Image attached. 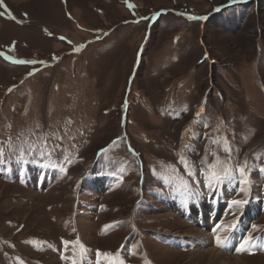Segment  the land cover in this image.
Here are the masks:
<instances>
[{"label": "rangeland", "instance_id": "obj_1", "mask_svg": "<svg viewBox=\"0 0 264 264\" xmlns=\"http://www.w3.org/2000/svg\"><path fill=\"white\" fill-rule=\"evenodd\" d=\"M0 150V264H264V0H0Z\"/></svg>", "mask_w": 264, "mask_h": 264}, {"label": "bare ground", "instance_id": "obj_2", "mask_svg": "<svg viewBox=\"0 0 264 264\" xmlns=\"http://www.w3.org/2000/svg\"><path fill=\"white\" fill-rule=\"evenodd\" d=\"M209 193L211 194L212 190H210ZM182 215H185L189 220L195 222L199 226H203L202 228L214 227L213 229H215V225L217 224V221L219 219V215L217 213L216 203L214 201H207V203H205L203 206L198 207L192 211L189 210L188 212L186 211V208H184V213H182ZM250 217H252V212L250 213L249 216H247V217L243 216L241 218L240 222L237 225V230L235 231L234 235L232 236L231 240L229 241L230 243H233L234 245L240 244L239 242H241L242 236L244 235L245 226L248 224ZM209 237L210 236L206 235V236H204V238L201 237V240H196V239L193 240L191 244L196 245V247H197V249L194 250L193 253H195L197 255H201V256L205 255L206 250L201 251L200 249H203L201 247L202 245L207 246L208 242L209 243L212 242V239ZM197 241H199L200 243H198ZM184 243H186V242L184 241ZM242 248H244V246L240 247L238 245L236 251L237 250L239 251ZM214 251L218 252L216 250H214ZM220 255H221V253H220ZM221 256L223 257V255H221ZM234 259L239 260L240 258L234 257ZM240 261H241V259H240Z\"/></svg>", "mask_w": 264, "mask_h": 264}, {"label": "snow or ice", "instance_id": "obj_3", "mask_svg": "<svg viewBox=\"0 0 264 264\" xmlns=\"http://www.w3.org/2000/svg\"><path fill=\"white\" fill-rule=\"evenodd\" d=\"M19 63H25L24 61H19ZM214 143H217L218 141H213ZM225 143V151L229 152V154L231 153V149L227 146V141L224 142ZM187 147V146H186ZM3 156V151L0 150V157ZM181 163L185 164V170L188 172V175H192L193 173L189 170L190 166L188 165V162L186 160L183 159V157H181ZM202 164L207 165V171L204 172V175L212 181H220L222 179H226L231 177L234 173H233V169L226 163L219 161V159H217L216 163L214 164H207L206 160H202ZM245 168L246 165L244 166H239L236 171H239L240 176L244 177L245 176ZM244 201H232V204L234 205H241L243 204ZM247 243V241H246ZM219 244V241H218ZM106 256H110L111 254H104Z\"/></svg>", "mask_w": 264, "mask_h": 264}]
</instances>
